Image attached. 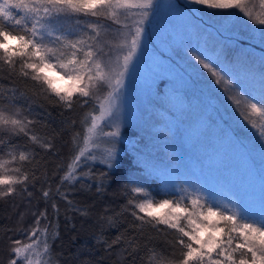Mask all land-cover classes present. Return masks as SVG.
Instances as JSON below:
<instances>
[{"label":"trees","instance_id":"trees-1","mask_svg":"<svg viewBox=\"0 0 264 264\" xmlns=\"http://www.w3.org/2000/svg\"><path fill=\"white\" fill-rule=\"evenodd\" d=\"M20 18L24 19L23 16ZM91 21H103L115 33L116 28L108 15L70 17L62 19L57 27L69 40L81 39V36L91 39ZM12 30L24 34L22 28ZM222 37L223 43L228 42L225 35ZM46 42L52 44L53 38L46 37ZM56 44L59 47V42ZM213 47L217 51V45ZM232 48L224 51L226 54L219 52L224 63L234 70L246 64L252 67L256 64L257 72H264L262 57L256 53H245L243 49L235 52ZM21 59L28 58L13 56L14 67L0 61V110L24 121L28 133L11 135L7 131H0V162H4L0 175L20 179H23V175L28 177L22 183L12 185L14 191L10 195L0 196V264H9L14 258L12 249L18 246L16 241L23 246L35 240L40 247V262L46 261L48 254L44 252L42 236L45 228L51 247L50 264H158L161 253L170 260L178 261L182 251L181 246L176 244L179 233L166 225L152 222L135 207L148 199L155 204L162 198H170L180 200L182 206L191 208L190 200L194 195L184 192L183 187L166 185L161 179L165 175L160 167L164 161L162 149L157 154L148 152L147 145L151 141L131 124L130 130L125 131L118 143L101 140L95 143L92 138L94 143L90 144L87 128L99 113L93 95L82 99L78 94H72L69 108L45 85L32 80L31 70H25L28 76L21 75ZM163 80L165 78L160 77L157 84L160 94L166 84ZM183 96L189 108V120H195L202 132H209L212 136L206 147L219 149L226 155L221 169L230 166L238 173L244 170L248 173V158L252 176L264 182V137L259 140L256 135V130L261 131L262 128L254 124V129L251 122L243 126L244 115L223 109V101L203 99L199 87L188 86ZM158 97L157 101L154 96L150 98V104L156 105ZM205 109L209 112L206 113ZM17 110L24 111V115L30 118L19 116ZM234 113L237 117L232 116ZM32 136L36 137L35 141L31 139ZM98 143L114 147L104 149H112L116 153L113 167L107 166V155L95 157L87 150H95ZM194 143L197 144V141ZM81 151L84 156L76 163L75 159ZM21 154L26 155L27 159L20 160ZM140 156L148 159L150 164H146L147 169ZM198 157L194 161L198 163V170L202 171L203 157ZM70 167L77 170L76 175L81 177L80 180L73 182L62 179ZM211 169L206 165L203 171L207 184L211 183ZM261 188L264 190V185ZM45 191L49 193L47 197L43 195ZM204 194L209 195L217 205L225 207L217 202L221 199L217 190ZM254 194L256 198L250 192V199L259 210L264 206V200ZM53 205L59 211L54 210ZM164 210L166 213L169 211L167 208L153 209L161 216L166 214ZM134 212L137 216H144L148 222L142 223L133 215ZM41 213H46V219L39 221L41 231L36 237L28 239L32 231L29 227H36L37 217ZM207 237L205 230L202 239ZM218 237L226 241L227 230L218 232ZM238 242V239L234 240L233 246ZM239 255V251L234 253L236 258ZM17 264H22V259H18Z\"/></svg>","mask_w":264,"mask_h":264},{"label":"rangeland","instance_id":"rangeland-1","mask_svg":"<svg viewBox=\"0 0 264 264\" xmlns=\"http://www.w3.org/2000/svg\"><path fill=\"white\" fill-rule=\"evenodd\" d=\"M2 2L3 0H0V3ZM237 4L238 8L219 10L207 9L205 6L193 4L189 0H153V8L144 10L148 15L144 17L142 25L136 24V21L140 19L139 11L136 9L125 10L127 16L124 14L119 16L121 24H129L128 28L113 23V18L108 16L113 27L116 28L114 31L121 32L120 36L110 31L112 27L107 23L91 21L90 24L97 25L99 37H96V33L89 27V38L91 39H84L81 36L85 44L81 45L83 51L77 53V57L82 59L83 53L89 50L88 46L90 45L94 58L105 62V64L109 56L115 60L117 54L120 55L122 62V56L128 49L115 47L121 42L122 34L134 33L136 26L143 27L142 49L137 53L139 62L137 64V58H134L133 72L130 69L124 87L115 93L116 99L113 101L114 108L111 117L106 114L102 116L100 107L111 89L102 81L95 79L89 86V93L93 95V100L97 101L99 108V113L94 117H100L97 120V130L102 129L103 133L117 130L120 132V136L117 138L103 135L99 140L105 143L111 141L118 143L125 131L130 130L131 124L135 129L139 128L146 139L151 141L152 144L148 143L147 145L148 152L157 154L161 149L164 152V161L160 163V167L165 173L161 178L164 179V184L183 187L184 192L190 195L217 190L221 194V199L217 202L221 205L231 207L238 205L243 200L255 211L257 208L254 206L257 204L251 201L250 192H253V197L256 198L255 192L258 199L264 200V190L261 188L264 182L262 179L252 176L251 162L247 157L248 173L245 170L238 173L230 166L221 169L226 155L219 149L206 147L212 136L209 132H202L195 120H189V108L183 96L188 86L199 87L203 99L208 98L215 102L216 100L223 101L224 105L221 106L223 109L235 110L239 112L240 116L244 115L243 126L250 124L249 122L253 123L250 124L252 126L258 124L256 127L260 126L262 130H256V135L258 134L259 140H261L260 133L264 132V114L253 111L249 106V96H255L258 100L261 95H264V89L259 83L261 74L257 72L256 64L253 67L246 64V66L235 69L248 89H245L248 96H245L239 88L233 90L227 83L215 84V77H212L206 70L201 69L203 74H197L190 67L194 63L192 57L197 54L192 49H207L210 54L220 59L219 52L225 53L224 51H229L233 47L235 52L243 49L245 53L248 52L252 55L256 53L264 59V25L257 22L264 19V0H237ZM246 13L251 15V19ZM191 30L193 32H189ZM198 30L199 36H197ZM223 35L227 37L228 42L223 43ZM215 44L218 48L217 51L213 47ZM9 46L16 47L17 42L10 41ZM56 46L58 47L57 44ZM225 46L227 50L224 49ZM230 46L231 48H229ZM101 47L103 51L99 52L98 49ZM64 51L67 52V49ZM220 60L224 62V60ZM51 63L55 65L56 61L53 59ZM105 71H107L106 67ZM41 75L47 76L52 81V86L60 90L61 94L71 91L72 94H78L82 99H86L79 91L84 87V84L63 77V72L58 68H45ZM160 77H164L163 81L166 83L161 94L157 92ZM225 79L227 80V77ZM88 83L85 79V84ZM229 91L232 92L229 93ZM153 96L156 97V101L159 96L156 105L150 104V98ZM88 98L91 97L88 96ZM205 111L209 112L208 109ZM232 116L237 117L235 113ZM184 121L186 122L184 123ZM253 128L255 129V127ZM93 138L96 143L97 138L95 136ZM194 141H197V144ZM89 143H94L93 139ZM97 145L95 150L87 148L95 157L107 155L108 150H104L107 147L114 148L109 144H107L109 146L102 143ZM198 156L203 157L201 160L202 171L198 170V163L194 161V158ZM140 158H143L141 160L147 169L146 164H150L148 159L144 156H140ZM206 165L212 168L210 184L205 182L207 177L204 179L206 173L203 174V171ZM240 177L241 179H239ZM156 213L161 216L160 213ZM164 213H166L165 210ZM41 226H39L40 229ZM33 228L35 227H29L31 230ZM207 235H209L208 231ZM212 235L219 240L218 232L212 233ZM30 238L31 236L28 239ZM34 243L37 245L38 255L32 259L36 262L40 261L39 257L42 256L39 254V244L35 240ZM22 264H24L23 259Z\"/></svg>","mask_w":264,"mask_h":264},{"label":"snow or ice","instance_id":"snow-or-ice-1","mask_svg":"<svg viewBox=\"0 0 264 264\" xmlns=\"http://www.w3.org/2000/svg\"><path fill=\"white\" fill-rule=\"evenodd\" d=\"M189 2L203 5L207 9L227 10L239 7L237 0H189ZM152 8L153 0H3L0 3V61L14 67V55L27 57L28 59L20 61L21 75L28 76L29 73L25 70H31L30 78L47 86L59 101L66 102L69 108L71 107V91L61 94L60 90L55 89L52 81L47 76L41 75L45 68L56 67L63 72V77L84 84V87L79 89L84 97L90 95L88 89L94 79L102 81L111 90L100 106L101 115L106 114L111 117L114 108L113 101L116 99L115 93L124 87L130 69L133 72L135 67L133 60L137 58V53L142 49L144 28L136 26L134 33L122 34L121 42L115 46L128 49L122 56V62L120 55L117 54L115 60L109 56L105 64L94 58L90 45L89 50L83 53V58H78L77 53L83 51L81 45H84L85 41L67 39L57 26L62 19L70 17H100L102 15L111 16L114 23L121 24L119 16L121 14L127 16L125 10L131 9L139 11L140 19L136 21V24L142 25L144 17L148 15L144 10ZM246 15L251 19L250 14L246 13ZM21 16L24 17L23 20ZM257 22L264 25V19ZM89 26L96 33V37H99L97 25L93 23ZM121 27L127 28L128 25L121 24ZM15 28H22L24 34L13 31L12 29ZM46 37L53 38L51 45L46 42ZM10 41L17 42V46L10 47ZM56 42H59V47L56 46ZM65 49L67 52L64 51ZM98 51L102 52L103 48H99ZM192 51L197 53L192 57L194 63L190 65L194 72L203 74L201 69L206 70L212 77H215V84L227 83L233 90L239 88L245 96H248L244 83L232 67L221 61L219 57L210 54L207 49H192ZM53 59L56 61L55 65L51 63ZM138 62L137 58L136 63ZM85 79L89 82L88 84H85ZM259 83L264 89V72L261 73ZM249 106L253 111L264 114V95H261L258 100L255 96H249ZM98 119L100 117L94 118L91 126L87 128L89 140H92L93 136L97 138V141L103 135L113 138L120 136L119 130L107 133H103L102 129L98 131ZM0 131H7L11 135H17L20 132L28 134L24 121L6 114L3 110H0ZM260 135L264 137V132ZM31 139L35 141L36 137L32 136ZM82 156H84L83 151L76 157L75 162L78 163ZM19 159L25 160L27 157L21 154ZM116 159L114 150L109 149L107 166L113 167ZM3 169L4 162H0V170ZM76 171L70 167L62 179L73 182L80 180L81 177L76 175ZM27 179V175H23V179L0 175V196L10 195L14 191L12 185L22 183ZM43 195L47 197L49 193L45 191ZM68 202L71 203V201ZM190 206L191 208L182 206L180 200L174 201L170 198H162L155 204L152 199H148L135 205L138 212L151 218L152 222L166 225L179 233L176 244L181 246V258L178 261L170 260L161 253V260L158 264H264V206L254 211L241 200L238 205L221 207L204 193L194 195L190 200ZM53 207L54 210L59 211L57 206L53 205ZM154 208H167L169 211L160 216L153 211ZM133 215L142 223L148 222L145 221L144 216H137L135 212ZM41 218L46 219V213H41L40 217H37L36 227L30 233L31 237H36L41 231L39 228ZM205 230L209 232V235L207 239H202V232ZM225 230H227L226 241L218 240L212 235V233ZM46 234L47 228L42 233L44 252L48 254L46 261L34 262L32 259L38 255L36 244L29 243L19 246L20 241H16L18 246L12 249L14 258L9 264H17L18 259H23L24 264H50L51 247ZM237 239L239 242L233 246V241ZM238 251L240 255L236 258L234 253Z\"/></svg>","mask_w":264,"mask_h":264},{"label":"bare ground","instance_id":"bare-ground-1","mask_svg":"<svg viewBox=\"0 0 264 264\" xmlns=\"http://www.w3.org/2000/svg\"><path fill=\"white\" fill-rule=\"evenodd\" d=\"M120 30H121V29H120ZM115 33H117L118 36L121 35V32H120V31H117V32L115 31ZM114 35H115V34H114ZM117 35H116V36H117ZM2 62H3V61H2ZM16 113H18V115H19V116H22L23 118H24L25 116H28V117H29V115H27L26 112H25L26 115H24V111L17 110ZM29 118H30V117H29ZM29 243H33V244H35L34 241H33V242L30 241ZM29 243H28V244H29ZM23 244H24V243H23ZM24 245H27V244L25 243Z\"/></svg>","mask_w":264,"mask_h":264}]
</instances>
